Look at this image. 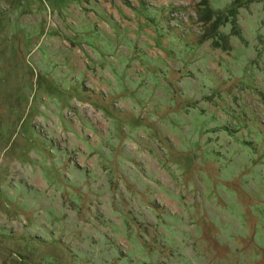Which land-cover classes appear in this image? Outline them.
I'll use <instances>...</instances> for the list:
<instances>
[{"label":"rangeland","instance_id":"1","mask_svg":"<svg viewBox=\"0 0 264 264\" xmlns=\"http://www.w3.org/2000/svg\"><path fill=\"white\" fill-rule=\"evenodd\" d=\"M0 264H264V0H0Z\"/></svg>","mask_w":264,"mask_h":264}]
</instances>
